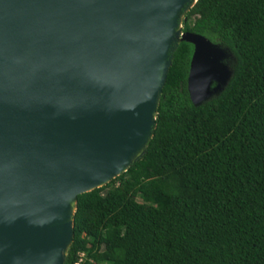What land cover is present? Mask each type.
I'll use <instances>...</instances> for the list:
<instances>
[{"label":"water","instance_id":"1","mask_svg":"<svg viewBox=\"0 0 264 264\" xmlns=\"http://www.w3.org/2000/svg\"><path fill=\"white\" fill-rule=\"evenodd\" d=\"M196 1L0 0V264H64L77 196L144 153L179 42L193 104L227 84V49L180 27Z\"/></svg>","mask_w":264,"mask_h":264},{"label":"trees","instance_id":"2","mask_svg":"<svg viewBox=\"0 0 264 264\" xmlns=\"http://www.w3.org/2000/svg\"><path fill=\"white\" fill-rule=\"evenodd\" d=\"M182 30L227 49V84L193 104L178 44L144 153L77 196L64 264H264V0H197Z\"/></svg>","mask_w":264,"mask_h":264},{"label":"bare ground","instance_id":"3","mask_svg":"<svg viewBox=\"0 0 264 264\" xmlns=\"http://www.w3.org/2000/svg\"><path fill=\"white\" fill-rule=\"evenodd\" d=\"M73 208V200L71 199L70 200V212H69V214H71V209Z\"/></svg>","mask_w":264,"mask_h":264},{"label":"clouds","instance_id":"4","mask_svg":"<svg viewBox=\"0 0 264 264\" xmlns=\"http://www.w3.org/2000/svg\"><path fill=\"white\" fill-rule=\"evenodd\" d=\"M183 20H184V14H183ZM183 20H182V22H183ZM182 22L180 23V27H181V29H182ZM183 31V30H182ZM185 32V31H184ZM180 43V42H179ZM78 264L80 263V262H77ZM77 263H75V264H77Z\"/></svg>","mask_w":264,"mask_h":264},{"label":"built area","instance_id":"5","mask_svg":"<svg viewBox=\"0 0 264 264\" xmlns=\"http://www.w3.org/2000/svg\"><path fill=\"white\" fill-rule=\"evenodd\" d=\"M78 264V263H77Z\"/></svg>","mask_w":264,"mask_h":264}]
</instances>
